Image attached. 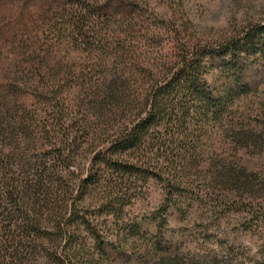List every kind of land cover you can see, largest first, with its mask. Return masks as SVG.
I'll list each match as a JSON object with an SVG mask.
<instances>
[{"label":"rangeland","instance_id":"rangeland-1","mask_svg":"<svg viewBox=\"0 0 264 264\" xmlns=\"http://www.w3.org/2000/svg\"><path fill=\"white\" fill-rule=\"evenodd\" d=\"M80 6L89 13L75 24ZM259 25L264 0H0V128L23 130L15 143L42 160L55 149L43 128L56 136L63 118L74 134L85 116L98 129L61 170L73 182L184 47L210 52L208 112L184 117L190 135L169 145L173 159L152 155L162 171L137 184L120 220L79 200L107 235L87 240L89 264H264V33L238 59L223 53Z\"/></svg>","mask_w":264,"mask_h":264},{"label":"trees","instance_id":"trees-1","mask_svg":"<svg viewBox=\"0 0 264 264\" xmlns=\"http://www.w3.org/2000/svg\"><path fill=\"white\" fill-rule=\"evenodd\" d=\"M88 13L80 6L72 20L84 24ZM262 33L264 25L248 29L226 44L223 53L238 59L241 49L263 46L256 40ZM208 55L209 50L184 47L169 73L159 74L161 81L151 87L143 112L109 135L105 147H96L88 172L76 179L78 182L61 170L73 162V152L89 144L96 129L85 116L74 134L66 129L69 125L63 118L57 120L56 136L43 128V139L55 149L42 160L31 159L28 147L15 143L24 136L23 130L4 132L0 128V154L5 157L4 163L0 162V264H89L84 255L87 240L100 245L107 235L97 229L95 216L80 214L79 200L91 195L101 201L99 207L105 217L120 220L124 207L138 195L137 184L162 171L161 163L152 155L161 152L166 159H173L167 151L169 145L190 135L189 129L181 128L184 117L193 114L192 118H197L208 112L212 101L204 78ZM95 249L97 256L102 250L97 245Z\"/></svg>","mask_w":264,"mask_h":264}]
</instances>
